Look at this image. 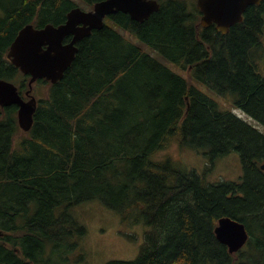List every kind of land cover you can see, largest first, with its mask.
Instances as JSON below:
<instances>
[{
	"label": "trees",
	"instance_id": "1",
	"mask_svg": "<svg viewBox=\"0 0 264 264\" xmlns=\"http://www.w3.org/2000/svg\"><path fill=\"white\" fill-rule=\"evenodd\" d=\"M96 1L0 0V78L27 88L29 76L6 56L20 28L61 24L72 7ZM158 1L142 21L111 14L77 42L60 80L35 82L47 89L21 139L17 105L0 106V231L23 242L17 254L0 236V264L83 260L86 231L71 208L91 199L150 227L135 259L105 264H264V133L177 71L193 67L195 81L230 94L233 108L264 126V77L247 73L264 15L250 13L223 34L201 29L194 1ZM172 143L211 161L238 153L242 180L207 182L153 157ZM222 216L249 234L236 253L216 238Z\"/></svg>",
	"mask_w": 264,
	"mask_h": 264
},
{
	"label": "water",
	"instance_id": "2",
	"mask_svg": "<svg viewBox=\"0 0 264 264\" xmlns=\"http://www.w3.org/2000/svg\"><path fill=\"white\" fill-rule=\"evenodd\" d=\"M259 1L197 0L196 4L202 12L201 23L207 26L214 22L217 29L225 33L232 24L242 20V12L247 5ZM159 7L157 0H100L88 11L79 7L71 8L65 22L59 25H24L10 43L6 55L23 74L29 75L28 89L25 91L29 98L23 99L13 82L0 78V106L17 104V123L24 131L29 130L36 109V99L30 93L34 81L45 78L55 83L60 80L75 57L78 49L75 43L89 35L91 29L102 28L105 16L121 11L128 13L134 20L142 21ZM68 34L73 36L64 43L63 38ZM214 232L230 253L240 249L248 238L243 223L229 216L217 220Z\"/></svg>",
	"mask_w": 264,
	"mask_h": 264
},
{
	"label": "rangeland",
	"instance_id": "3",
	"mask_svg": "<svg viewBox=\"0 0 264 264\" xmlns=\"http://www.w3.org/2000/svg\"><path fill=\"white\" fill-rule=\"evenodd\" d=\"M193 1L187 0L190 4ZM80 4L83 9L89 7L84 2H80ZM124 34L133 42L141 44L136 36L125 32ZM258 63L264 64V56ZM177 71L185 77H192L193 83L215 99L219 103L220 108H231L237 115L254 125L261 132H264V127L251 117L249 113L233 109V100H229L227 97H218L217 94L211 92L207 85L194 81V70L188 73L190 72L189 68H178ZM46 89V85L34 83L32 94L39 99L43 96V90ZM25 134L24 131L18 128L15 139H21ZM153 157L161 159L169 157L175 169L183 172L195 171L204 177L207 182L221 180L240 181L243 177V166L236 152H231L211 161L199 149L189 145L172 143L168 148L160 150ZM71 213L83 225L86 231L82 239L84 259L73 264H105L110 260L135 259L140 253L141 246L145 240V234L150 229L149 225L144 223L142 219H136L135 214L123 216L122 213L106 207L98 199L87 200L73 206ZM76 258L78 256L73 254L72 262ZM2 261L5 262L6 260L2 259Z\"/></svg>",
	"mask_w": 264,
	"mask_h": 264
},
{
	"label": "flooded vegetation",
	"instance_id": "4",
	"mask_svg": "<svg viewBox=\"0 0 264 264\" xmlns=\"http://www.w3.org/2000/svg\"><path fill=\"white\" fill-rule=\"evenodd\" d=\"M196 1L197 0H195V6H196ZM263 1L264 0H260L258 3H251V4L247 5L245 10L243 11V20L246 17H248L250 13H255L257 17L264 15V13L261 11V6H260V4ZM196 9L198 11V17H199V23H200L201 29H215L216 31L220 32L217 29V26L214 22L210 23L207 26H203L200 22V19L202 17V13H201V11L198 10L197 6H196ZM108 17H110V16H108ZM234 24H236V23H234ZM234 24H232L231 26H233ZM259 25H260V27H259L260 37L257 40V42H255L250 48L252 55H253V58L257 64L252 66V68H250L249 70H247V73L248 74L250 73L251 74L250 76H252V77H255V76L256 77H264V64L258 63V61L264 56V18L261 20V22H259ZM230 27H229V29H230ZM229 29L226 33L229 32ZM188 68L190 71H193V69H194L191 66H189ZM240 109H242V108H240ZM243 111H245V110H243ZM2 237H3L2 245L4 246V248L10 247V245L11 246L14 245L16 247L15 251L17 252V254L22 253L21 245L23 244V242H21V243L20 242H18V243L12 242L11 243V241L8 240L6 233H3ZM37 245L39 246V243L32 242V246L36 247ZM17 247L19 250L17 249Z\"/></svg>",
	"mask_w": 264,
	"mask_h": 264
}]
</instances>
